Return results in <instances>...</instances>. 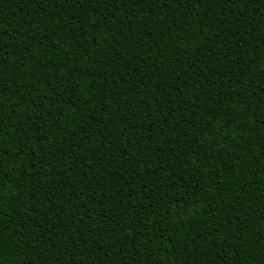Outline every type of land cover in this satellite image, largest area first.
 I'll return each mask as SVG.
<instances>
[{"label":"trees","instance_id":"1","mask_svg":"<svg viewBox=\"0 0 264 264\" xmlns=\"http://www.w3.org/2000/svg\"><path fill=\"white\" fill-rule=\"evenodd\" d=\"M0 264H264V0H0Z\"/></svg>","mask_w":264,"mask_h":264}]
</instances>
